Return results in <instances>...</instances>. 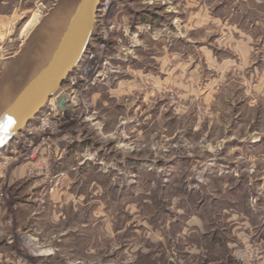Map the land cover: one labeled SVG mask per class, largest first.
<instances>
[{
  "label": "rangeland",
  "instance_id": "rangeland-1",
  "mask_svg": "<svg viewBox=\"0 0 264 264\" xmlns=\"http://www.w3.org/2000/svg\"><path fill=\"white\" fill-rule=\"evenodd\" d=\"M75 1L0 0V108ZM101 4L72 113L0 151V264H264V0Z\"/></svg>",
  "mask_w": 264,
  "mask_h": 264
},
{
  "label": "water",
  "instance_id": "water-1",
  "mask_svg": "<svg viewBox=\"0 0 264 264\" xmlns=\"http://www.w3.org/2000/svg\"><path fill=\"white\" fill-rule=\"evenodd\" d=\"M101 1H75L66 18L65 26L50 47L45 59L29 73L21 90L2 103L3 106L0 108V151L24 131L50 100L54 99L56 108L65 115L72 113L73 107L68 104L69 100L65 95H59V91L66 78L78 66L88 48ZM13 61L6 62L8 63L6 78L8 76L9 78L6 79L5 85L8 86L6 90L9 91L12 90L11 88L16 82L15 78L11 77Z\"/></svg>",
  "mask_w": 264,
  "mask_h": 264
},
{
  "label": "crops",
  "instance_id": "crops-1",
  "mask_svg": "<svg viewBox=\"0 0 264 264\" xmlns=\"http://www.w3.org/2000/svg\"><path fill=\"white\" fill-rule=\"evenodd\" d=\"M183 27V25H182ZM53 212L55 213V206H53ZM55 223V222H54ZM31 247L29 248V257L39 259L41 264H61V255L55 248L48 247L46 245H38L34 242V238H30ZM39 251L40 255L36 256L34 252ZM33 252V253H31ZM31 255V256H30ZM38 257V258H37Z\"/></svg>",
  "mask_w": 264,
  "mask_h": 264
},
{
  "label": "bare ground",
  "instance_id": "bare-ground-1",
  "mask_svg": "<svg viewBox=\"0 0 264 264\" xmlns=\"http://www.w3.org/2000/svg\"><path fill=\"white\" fill-rule=\"evenodd\" d=\"M34 20V19H33ZM65 26V25H64ZM50 47V46H49ZM28 62L26 61V58H24L23 60H21L20 61V66H23V67H25L26 66V64H27ZM30 63V62H29ZM11 66H12V64H11ZM13 69H12V72H11V77L12 78H14L16 75H18L20 72H21V69L19 68V70L17 71V70H15V68L14 67H12ZM31 68V67H30ZM16 73V74H15ZM31 253H33V252H31ZM35 253V255L36 256H38V255H40V253H39V251H36V252H34ZM31 256V255H30ZM41 256V255H40ZM38 258V257H37Z\"/></svg>",
  "mask_w": 264,
  "mask_h": 264
},
{
  "label": "built area",
  "instance_id": "built-area-1",
  "mask_svg": "<svg viewBox=\"0 0 264 264\" xmlns=\"http://www.w3.org/2000/svg\"><path fill=\"white\" fill-rule=\"evenodd\" d=\"M103 2H104V0H102V4L101 5H103Z\"/></svg>",
  "mask_w": 264,
  "mask_h": 264
}]
</instances>
